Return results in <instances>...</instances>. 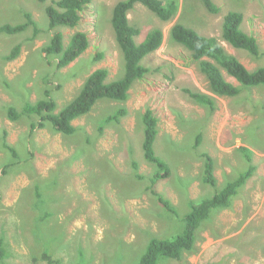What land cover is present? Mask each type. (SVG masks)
<instances>
[{"label":"rangeland","instance_id":"374dc122","mask_svg":"<svg viewBox=\"0 0 264 264\" xmlns=\"http://www.w3.org/2000/svg\"><path fill=\"white\" fill-rule=\"evenodd\" d=\"M50 1L0 0V25L21 22L20 15L14 16L20 7L31 12L40 29L33 39L31 28L21 34L0 32V101L18 111L43 98L48 88L58 112L95 69H107V82L123 72L122 52L110 22L119 0H91L76 27L60 28L65 45L81 31L87 34L89 46L59 70L56 59L44 58L41 50L53 34L45 14ZM176 1L178 10L167 22L139 3L129 11L130 25L139 30L137 43L156 27L163 32V42L142 59L149 71L132 84L128 98L97 101L72 122L78 128L73 134L62 135L49 124L28 134L30 122L37 118L22 114L10 121L0 104V133L8 130L7 141L18 156L12 164L11 153L0 142V171L8 165L0 173V238L6 250L0 264H47L41 259L45 251L60 264H134L150 238L171 239L182 231L188 200L199 203L212 196L213 189L203 182L200 154L212 156L217 186H223L247 169L238 150L244 145L255 165L252 176L228 207L216 211L198 229L193 249L166 264H264V87L245 88L236 98L212 93L190 52L169 39V29L180 22L218 38L248 70L264 67V0H213L220 9L216 14L200 0ZM230 11L243 14L242 29L257 39L258 56L221 39L223 16ZM16 43H21L18 57L4 61ZM96 54L102 55L100 60ZM223 75L239 85L225 71ZM185 87L215 95V111L194 104ZM120 106L127 114L98 133L102 120ZM146 107L158 118L154 151L171 169L170 177L157 179L154 189L170 199L177 214H167L148 189L156 168L142 151L140 116ZM199 136L200 144L195 146ZM131 160L138 162L141 178L131 169ZM36 191L42 195L39 201ZM36 203H40L37 209ZM48 209L49 217L40 221L38 215Z\"/></svg>","mask_w":264,"mask_h":264},{"label":"trees","instance_id":"16d2710c","mask_svg":"<svg viewBox=\"0 0 264 264\" xmlns=\"http://www.w3.org/2000/svg\"><path fill=\"white\" fill-rule=\"evenodd\" d=\"M38 1L44 2L45 0ZM200 1L208 12L216 14L220 11L213 0ZM90 2L91 0H51L45 6L48 28L53 30V34L41 50L44 53V58L56 59L55 70L66 67L88 48L89 39L85 32H75L65 45L64 35L60 28L76 27L80 20V13ZM137 3L154 13L161 22L170 21L178 10L176 0H119L114 4L110 22L115 41L123 57V72L119 78L107 82V69L97 68L87 76L76 96L58 112H55L57 108L56 101L51 97L50 90L46 88L44 89L43 98L33 103H27L22 111H18L12 106L13 104L8 105L5 111L6 117L10 121H16L22 114H27L30 117L35 116L37 120L30 122L28 134H33L36 128L41 129L49 124L54 131L66 136L73 134L78 129L72 122L88 113L97 101L107 98L124 102L128 98V90L132 84L143 78L149 71V68L143 65L142 59L157 50L163 42V32L158 27L149 30L141 42L137 43L135 41L139 30L130 25L128 13ZM17 15L21 16L22 21L16 24L4 23L0 25V32L7 35L21 34L31 28L33 29L31 39H33L40 29L31 12L19 7L18 13H14V16ZM243 20V14L240 12L230 11L225 14L221 24V39L234 49H241L247 51L251 56H258L260 48L257 39L243 31ZM169 39L190 52L198 70L205 76L208 90L212 93L228 98H236L240 97L245 88L249 90L264 87V67L248 70L235 55L225 50L218 38L202 35L195 29L176 22L169 29ZM20 50L21 43H16L3 57L4 61L7 62L17 58ZM101 57V54H96V60H100ZM223 71L234 78L239 85H234L226 80ZM6 84L9 86V83L6 82ZM183 91L194 104L200 105L205 110L207 109L209 113L215 111L217 106L215 95L186 87ZM127 112L125 106H120L112 115L106 116L97 127L98 133L102 134L104 127L108 124L120 122V118L126 115ZM140 118L143 127V157L156 168L153 175L149 177L150 185L148 189L156 199L158 206L167 214H177L175 205L172 204L170 199L154 189L157 179L168 178L171 173L168 163L159 158L154 151V142L158 135V119L149 107L145 108ZM7 136L8 131L3 128L0 133V142L5 152L9 151L11 153L13 157L12 164H14L18 156L14 146L7 141ZM200 140L201 136L197 137L195 146L200 144ZM192 147L194 148V145ZM246 148L244 145L238 150L242 159L248 164L247 169L223 186H217V179L214 174L215 162L212 156L205 151L200 154V158L203 157V182L213 189L212 196L199 203L188 200L187 205H190V210L182 218V231L171 239L150 238L144 253L134 264H166V261H178L184 252H190L193 249L198 229L209 221L216 211L230 205L232 198L238 194L239 188L246 184L255 171L251 151L248 148L246 150ZM243 151L245 154H243ZM7 166H3L0 173L5 172ZM130 167L137 178L142 177L138 173L137 161L131 160ZM36 197L37 201L41 199L42 195L39 191H36ZM39 204H35L36 209ZM49 214L48 209L46 213L42 216L38 215L37 218L44 222ZM55 237L57 236L55 235ZM55 241L58 242L57 239ZM4 256H6V250L0 238V262ZM41 259L45 260L47 264H60V260L54 258L47 251L43 252Z\"/></svg>","mask_w":264,"mask_h":264},{"label":"crops","instance_id":"0c3cea01","mask_svg":"<svg viewBox=\"0 0 264 264\" xmlns=\"http://www.w3.org/2000/svg\"><path fill=\"white\" fill-rule=\"evenodd\" d=\"M163 37H164V35H163ZM13 76L10 74V78H12ZM227 80V79H226ZM230 82H233V81H230ZM201 91V90H200ZM203 92V91H202ZM1 103H5V102H3V101H0V104ZM8 131V130H7ZM8 138H9V132H8ZM202 163V162H201Z\"/></svg>","mask_w":264,"mask_h":264},{"label":"clouds","instance_id":"9594fccd","mask_svg":"<svg viewBox=\"0 0 264 264\" xmlns=\"http://www.w3.org/2000/svg\"><path fill=\"white\" fill-rule=\"evenodd\" d=\"M2 105H5L4 107H5V111H6V107H7L8 105H10V104H7V105H6L5 103H1V106H2ZM149 108H150V107H149ZM144 110H145V109H144ZM153 113H154V111H153ZM157 119H158V118H157ZM160 193H161V192H160ZM165 197H166V196H165Z\"/></svg>","mask_w":264,"mask_h":264},{"label":"bare ground","instance_id":"6f19581e","mask_svg":"<svg viewBox=\"0 0 264 264\" xmlns=\"http://www.w3.org/2000/svg\"><path fill=\"white\" fill-rule=\"evenodd\" d=\"M233 83V82H232ZM219 96V95H218ZM126 118V117H125ZM241 122V121H240ZM240 125V124H239ZM148 204V203H147Z\"/></svg>","mask_w":264,"mask_h":264}]
</instances>
